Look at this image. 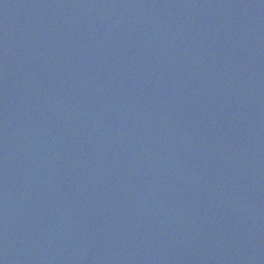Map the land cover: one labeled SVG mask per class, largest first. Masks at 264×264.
<instances>
[{"label": "water", "instance_id": "95a60500", "mask_svg": "<svg viewBox=\"0 0 264 264\" xmlns=\"http://www.w3.org/2000/svg\"><path fill=\"white\" fill-rule=\"evenodd\" d=\"M17 1L21 6L19 10L13 8L8 13H0V164L4 163L6 158L12 154H17L18 158L13 159L9 167L6 166L7 171L5 174L0 173V177L21 179L22 176H27L24 169L25 161L30 157L41 158V152L36 147L39 138H42L43 134H58V131L62 130L64 133L61 134V137L68 139L63 142V147L59 145L60 143L55 145L60 150L57 154L53 151L44 153L49 168L44 171L43 177L53 179L56 185L62 186L67 182L66 180L54 179H64L76 174V181L81 183L87 174L90 175L87 177L88 179L95 178L98 174L95 171L96 164L104 162L100 167L105 166L106 170L100 169V173L108 177V182L97 188V193L110 189L121 191L124 189L127 192L125 196L121 191H118L112 194V198H119L117 201L122 205L129 203L130 216L139 222L141 219H148L149 215L157 214L163 222L161 212L165 209L168 212L165 219L174 215L175 220L173 217L170 218L166 223L156 227L157 231L163 232V228H166L167 236L177 235L180 225L185 234V239L179 240L184 243L183 247L194 246L193 244L197 242L194 238L202 236L204 249L201 251L195 249L191 256L188 255L189 260L186 256L179 255L177 257L176 252H173L169 256L170 264H217L215 241H207L203 237L204 233L212 227L206 229L202 216L204 212L210 210L208 207H211L214 195H210L207 204H201L200 210L186 206V210L182 211L176 205L178 181L171 182L172 179L169 175L173 171L176 178L180 171L179 165L178 170L174 169L177 162L179 161L180 164L181 161L187 160L184 154L193 152L192 156L196 158L193 168L196 169L197 176L211 179L210 171L213 169L212 161L215 155L212 148H216L229 157V173L234 171V176L230 177H227V174L223 172L221 182L225 183L228 180L234 185L237 184V171L243 169L245 162L256 158L262 147L263 129L258 124H254V113L259 110V96L257 92L253 93V118L239 121L237 113L232 114L229 111L236 108L233 100L229 97V90L226 93L221 92L219 95L216 88L211 93L213 97L210 106L215 105L216 109L219 108L221 98L225 111L216 118L211 108L207 106V129L195 132L193 138L190 139V136L180 132L172 133L173 130L170 129L173 125L176 127L186 125L180 120L196 117L197 114L193 106L194 102L187 104L176 88V82L181 83L176 71L183 65L194 71L204 70L200 62L190 58L193 51L192 44L197 43V50L210 54L217 61H223L219 66L224 68L222 81L226 86L228 79L239 88L244 87L247 82L248 86L255 89L257 85L264 82L263 77L253 76L255 72L253 66L248 65L247 69L251 78L247 81L239 76L234 77L232 68L231 60L243 59L242 48L236 47L233 52L232 46H229L231 30L229 26L223 24V20L232 12L233 15H236L242 11L244 13L248 10L251 11L247 0H241L240 3H234V0H144V4L148 5L147 9L144 10L143 7L140 10L148 18L146 23L149 29L146 28L144 21L140 24V31L147 32L149 61L154 58L155 60L149 72H142L141 68L132 69L131 75H127L126 72L128 80L123 84L124 88L111 86L108 55L103 58V67L97 68L100 66V64L96 65L98 63L96 58H99L98 53L108 50L112 55H117V50L124 48L122 55L126 58L136 55L141 46L136 43L137 38L134 42H132L133 38L123 39L119 34V24L111 21L109 17H104L101 8L97 12H92L90 6L84 16L76 13L77 10L69 17L60 11L59 16L54 18L48 13L52 8V0H42L44 18L40 22L37 16L40 0ZM141 1L143 2V0ZM258 2L261 0L254 2L256 9L253 11H257L259 14V9L262 6H258ZM173 4L174 6H172ZM62 6L63 4L60 3V10ZM232 6L236 7L232 9ZM18 11H23L22 18L15 16V12ZM51 23L56 27L54 34H51L50 30L43 29ZM249 24L245 23L244 26ZM158 25V29L153 31L152 28ZM207 25L211 26L207 42L210 47L198 43L202 41L203 29ZM39 26L42 27L39 28ZM20 29H22L21 32ZM181 39H188V42L181 44L179 41ZM259 48L262 55L264 48L262 46ZM255 54L256 50L252 47V49L249 48L246 57L254 58ZM192 56L199 57V55ZM195 63H199L198 69ZM156 67L166 68L159 70ZM48 70L54 74L52 78L46 74L45 71ZM40 71L45 72L43 78L40 77ZM241 72L242 70H240V75ZM201 78V76H188V88L186 89V86L182 85L186 89L187 96L188 92L196 90L203 92L207 85H211L210 82L204 84V80ZM239 82L240 85H238ZM111 96L124 97L125 106L121 107L126 113L116 117L103 139L95 140L94 137L83 132L85 129L102 127L95 116L90 113L89 107L93 98ZM162 96L169 97L171 100L179 99L183 102L182 106L173 108L174 111L172 116H169L168 122L154 121L155 116L167 120L166 112L158 107L160 106L159 99ZM189 98L195 101L196 97ZM253 110H255L254 113ZM158 113L159 115H157ZM162 124H164L163 127ZM197 126H199L198 123L196 128ZM174 135H176V139ZM172 144L177 147L171 149ZM120 146L125 147L128 151L137 150L140 161L137 164H131L127 159L128 154L118 152ZM94 147H97L98 150L92 153L90 150ZM251 154L253 158L250 156ZM85 155H101L103 159H94L89 170L83 160ZM231 163L236 166H232ZM147 171H153L155 174L163 176L161 178L163 193L158 198L155 196V198L149 199L147 196V200H149L137 208L139 204L135 205V198L138 197V194L129 191V185H126L128 176L136 178L138 182H145L147 179L144 174ZM206 172H209L207 176ZM112 175H115V179H112ZM192 180L182 178L180 182L185 188L191 184ZM117 182H121V186L124 185V187L116 186ZM84 183L88 185V182ZM47 191L49 195H54V185L49 184ZM146 193L145 189L144 194H141L140 197L145 198ZM128 198H131L132 204ZM54 204L55 201H50L46 192L38 191L35 199L26 208L25 215L31 217L41 210L48 212L51 205ZM78 204L80 203L74 200H69L67 203L65 216L71 215L73 222L79 221L80 216H86L101 220L103 225L108 226L113 215L119 214L117 208L108 202L100 207L92 204V212L83 211ZM207 205L208 207H206ZM237 209H239L238 205ZM59 214L64 215L62 211ZM219 217L217 213H213L212 223H215ZM177 219L179 224H176ZM2 221L3 218L0 217V249L7 247L19 250L17 263L23 262L21 256L28 257L27 248L23 247V244L26 242L36 243L40 240L41 234L48 233L52 244L58 246L60 244L57 239L60 236L72 235L66 230L57 234L47 228L46 231L40 230L38 233L32 232L23 236L17 234L18 237L14 238L9 232L7 234L12 237L3 234L5 230L13 229L14 220L7 217L4 222ZM38 221L40 222V219ZM231 221L223 223L222 233L231 232L233 228L229 224ZM42 223L46 224L47 222L42 219ZM181 235L179 234V236ZM138 237L140 236L136 235L135 239ZM129 239L132 238L129 237ZM62 244L65 249H69L64 243ZM129 244L132 243H127V246ZM22 250L23 252H21ZM202 252L204 254H201ZM257 253L260 255L259 264H263V252ZM73 254V259L65 261L64 264L83 263L82 257H77V252L74 251ZM3 259L0 256V264L4 263ZM90 260L91 258H88L87 264ZM249 262V259H245L243 264H249ZM94 264H107V262L99 260L94 261Z\"/></svg>", "mask_w": 264, "mask_h": 264}]
</instances>
